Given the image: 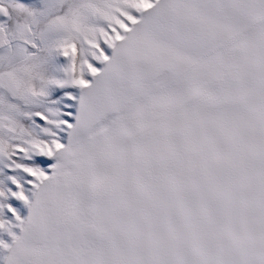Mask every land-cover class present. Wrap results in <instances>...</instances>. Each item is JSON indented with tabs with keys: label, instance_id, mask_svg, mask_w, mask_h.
<instances>
[{
	"label": "snow or ice",
	"instance_id": "obj_1",
	"mask_svg": "<svg viewBox=\"0 0 264 264\" xmlns=\"http://www.w3.org/2000/svg\"><path fill=\"white\" fill-rule=\"evenodd\" d=\"M0 264H264V0H0Z\"/></svg>",
	"mask_w": 264,
	"mask_h": 264
}]
</instances>
